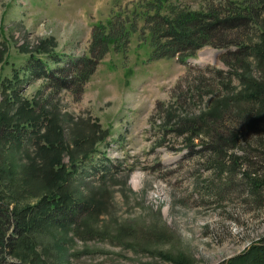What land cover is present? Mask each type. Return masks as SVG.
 <instances>
[{
    "label": "rangeland",
    "instance_id": "rangeland-1",
    "mask_svg": "<svg viewBox=\"0 0 264 264\" xmlns=\"http://www.w3.org/2000/svg\"><path fill=\"white\" fill-rule=\"evenodd\" d=\"M157 5L0 0V110L11 124L38 131L26 143L0 146V194L15 212L10 233L18 237L19 221L32 225L20 239L26 250L14 256L6 247L10 262L26 256L27 264H231L263 245L264 184L254 193L242 172L264 178V125L239 121L236 153L244 158L237 172L225 173L203 163L209 155L195 154L199 139L186 148V134L177 130L227 96L237 100L225 123L253 120L260 103L247 96L254 81L264 80V60L250 52L264 49V0H169L159 14ZM179 11L237 18L213 35L221 46L159 56L174 41L159 36L166 32L159 15ZM98 34L106 42L96 41ZM55 56L63 61L53 62ZM80 57L98 63L83 83L78 77L67 88L28 70L35 58L64 66ZM52 193L90 208L78 211L72 226L40 227L35 222L43 219L32 215L46 211L34 206Z\"/></svg>",
    "mask_w": 264,
    "mask_h": 264
},
{
    "label": "trees",
    "instance_id": "trees-1",
    "mask_svg": "<svg viewBox=\"0 0 264 264\" xmlns=\"http://www.w3.org/2000/svg\"><path fill=\"white\" fill-rule=\"evenodd\" d=\"M157 2L158 5L156 7V12L158 14L161 13V9H165V7L169 6V0H157ZM172 12L173 10H171V13ZM159 16L162 19V24L166 26V32H162L163 34L161 33L159 36L167 35L174 39V41H172V47L163 50L159 54V56L164 55L167 57L176 56L181 53L194 55L198 49L208 44L221 46V44L213 41V35L226 25L232 26L237 18L234 17L230 20H221L219 16L213 12L198 11H179L177 15L175 13L172 16L167 13V16ZM114 25V22H111L112 29H114ZM125 32H127V30H125ZM94 39L98 42H106L103 34H98ZM120 39L121 37L119 35L109 42L115 43V41L117 42ZM154 41L155 40L152 38V44H155ZM242 48H248V46L245 45V47ZM157 49V46L153 47L151 59L156 56L155 53L157 52ZM254 49L255 52L251 51L250 53L257 55L260 60H264V49L256 46ZM52 59L55 63L63 61V59L58 56H55V58ZM73 59V62H66L64 66H51L45 62V60L35 58L36 63H34L32 69L28 68V70L31 72L35 71L34 74L52 81L58 89L67 88L71 83L78 79V77H80L81 83H83L82 81L85 80V75L88 74L86 69L89 68L90 70H94L98 63V59H94L93 57H80L78 59ZM83 63L85 64L84 67L82 65ZM247 97L251 100H257L260 103L257 110L256 108L252 110V113L255 114L253 115V120H251V116H242L245 121L244 123L242 119H237L236 116H233L229 119L228 123H225V121H227L225 118L226 110L229 109L231 101L236 99L235 97L227 96L225 99L218 101L217 105L210 111L198 117L183 120L182 128L179 131L177 130L180 135L186 134L184 137L186 148L192 149V147H195L194 141L196 139L200 140L202 146L199 150H195V154L200 156L209 155L210 158L207 159V161L204 160L203 163L208 164L207 166L210 169L218 170L220 173H225L227 171L235 172L236 170L234 169H236V167L240 165V162L243 161L242 159L244 156L236 153V150L240 148L239 141L240 135H242L240 133H243L238 127L239 121H241L245 127L249 128L257 124L264 125V80L254 81V89ZM238 110L237 115H243L244 110L240 107ZM37 132L38 131L34 130V128H31L30 130L22 126L17 127L16 124H11L7 115L0 110V146L3 143H20L22 141L26 143L25 139L27 135H32ZM261 141L262 140L259 142V146L264 155V143ZM198 145L196 144V146ZM5 156L3 157V161L6 158ZM1 163L2 160L0 162V186H2L4 180L1 181V175L5 173L4 169H6L4 167L2 168ZM242 175H245L249 180V186L254 193L264 184V178L263 176H260V178L257 176L259 175L257 170H245L242 172ZM54 194L55 193L46 195L34 206V209L37 211L41 209L46 211V213L32 215L34 222L43 219V222H35L37 225H40V227L42 226V223H45L44 221H48L50 224H56V222H58L64 227L72 226L75 224L73 220L75 214L78 211L90 208V205L85 202H77L76 200L66 199ZM13 215H15V212L10 209L9 203L5 202V198L0 194V264H27L29 259L27 260L26 256H19L21 261L19 263L10 262L6 257L7 252L5 251L8 246L11 247L10 253L14 256L17 252L26 250L24 247L20 246L21 241H24L20 239H23V237H25L23 234L27 233V230L32 227V225L28 226L24 220H22V222L19 221L17 227L25 232L18 230V237L11 235L10 229L14 220ZM231 264H264V243L261 246H253V249L247 253L235 257Z\"/></svg>",
    "mask_w": 264,
    "mask_h": 264
},
{
    "label": "bare ground",
    "instance_id": "bare-ground-1",
    "mask_svg": "<svg viewBox=\"0 0 264 264\" xmlns=\"http://www.w3.org/2000/svg\"><path fill=\"white\" fill-rule=\"evenodd\" d=\"M164 48V47H163ZM263 56V55H262Z\"/></svg>",
    "mask_w": 264,
    "mask_h": 264
}]
</instances>
